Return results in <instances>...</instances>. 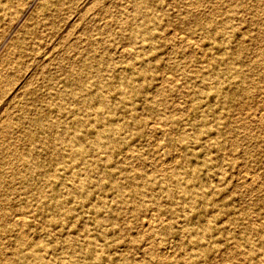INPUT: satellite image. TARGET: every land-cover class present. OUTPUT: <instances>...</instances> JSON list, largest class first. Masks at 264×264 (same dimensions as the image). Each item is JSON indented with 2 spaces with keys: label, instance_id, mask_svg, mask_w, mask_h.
Here are the masks:
<instances>
[{
  "label": "rangeland",
  "instance_id": "1",
  "mask_svg": "<svg viewBox=\"0 0 264 264\" xmlns=\"http://www.w3.org/2000/svg\"><path fill=\"white\" fill-rule=\"evenodd\" d=\"M142 1L0 0V264H264V0Z\"/></svg>",
  "mask_w": 264,
  "mask_h": 264
},
{
  "label": "bare ground",
  "instance_id": "2",
  "mask_svg": "<svg viewBox=\"0 0 264 264\" xmlns=\"http://www.w3.org/2000/svg\"><path fill=\"white\" fill-rule=\"evenodd\" d=\"M141 1H142V0H141ZM138 2H139V1H138ZM142 2H143V1H142ZM125 3H126V2H125ZM123 5H124V4H123ZM119 7H120V6H119ZM29 18H30V17H29ZM174 21H175V20H174ZM114 28H115V27H114ZM175 29H176V28H175ZM113 30H114V29H113ZM171 30H172V29H171ZM176 32H177V30H176ZM170 33H173V32H170ZM178 33H179V31H178ZM176 35H177V34H176ZM184 35H185V33H184ZM181 36H182V35H181ZM168 37H169V35H168ZM179 37H180V36H179ZM185 37H186V36H185ZM187 37H188V36H187ZM188 38L190 39L191 37L189 36ZM246 38H247V37H246ZM189 39H188V40H189ZM186 40H187V39H185V41H186ZM194 42H195V40H194ZM177 45H178V44H177ZM120 47H121V46H120ZM124 47H125V45H124ZM122 49H124V48H122ZM127 50H128V49H127ZM191 53H192V52H191ZM202 53H203V52H202ZM33 55H34V54H33ZM189 55H190V53H189ZM51 58H52V57H51ZM210 59H211V58H210ZM154 63H155V62H154ZM154 63H152V64H154ZM160 70H161V69H160ZM166 73H168V72H166ZM169 74H171V73H169ZM161 76H162V75H161ZM166 76H168V75L166 74ZM170 76H171V75H170ZM174 76H175V75H174ZM174 78H175V77H174ZM161 80H164V79H161ZM174 80H176V81H174V82H177V81H178L177 79H174ZM209 81H210V80H209ZM160 82H161V81H160ZM181 84H182V83H181ZM1 86H2V85H1ZM179 86H180V85H179ZM181 87H182V86H181ZM151 94H152V93H151ZM258 95H259V94H258ZM259 101H260V100H259ZM175 102H176V101H175ZM256 102H257V101H256ZM172 103H173V102H172ZM173 104H174V103H173ZM94 105H95V104H94ZM251 108H252V107H251ZM245 109H246V108H245ZM247 109H248V108H247ZM249 109H250V107H249ZM254 109H255V106H254ZM256 109H257V108H256ZM256 109H255V110H256ZM262 109H264V107H262ZM262 109H261V111H263ZM174 110H175V109H174ZM179 110H180V109H178V113L181 112V111L179 112ZM257 110H259V109H257ZM125 111H126V110H125ZM172 111H173V110H172ZM259 111H260V110H259ZM259 113H260V112H259ZM261 113H263V112H261ZM261 113H260V114H261ZM242 114H243V113H242ZM244 115H246V114H244ZM233 116H235V115H233ZM259 116H260V115H258V117H259ZM242 117H244V116L242 115ZM260 117H261V116H260ZM260 117H259V118H260ZM6 118H7V117H6ZM244 118H245V117H244ZM239 119H240V118H239ZM239 119H238V120H239ZM241 119H242V118H241ZM116 120H117V119H116ZM258 120H259V119H258ZM152 123H153V121H152ZM148 124H149V123H148ZM149 125H152V124H149ZM149 125H148V126H149ZM162 131H163V129H162ZM16 132H17V131H16ZM262 134H263V133H262ZM161 135H162V134H161ZM125 138H127V137H125ZM146 141H147V140H146ZM157 142H158V141H157ZM150 143H151V142H150ZM155 145L158 146V144H156V143H155ZM155 145H154V146H155ZM156 149H157V148H156ZM178 151H179V150H178ZM160 153H161V152H160ZM152 154H153V153H152ZM173 156H174V155H173ZM161 157H162V156H161ZM174 157H175V156H174ZM158 158H159V156H158ZM171 158H173V157H171ZM154 159H155V158H154ZM173 160H174V159H173ZM160 161L162 162V161H166V160H162V159H161ZM161 162H160V163H161ZM241 165H242V164H241ZM248 165H249V164H248ZM239 166H240V165H239ZM224 168H225V167H224ZM246 168H247V167H246ZM244 169H245V168H244ZM250 171H251V170H250ZM263 171H264V170H263ZM221 172H222V171H221ZM238 173H239V172H238ZM243 173H245V172H242V174H243ZM246 173H250V172H246ZM251 173H254V172H251ZM239 177H240V176H239ZM242 177H243V176H242ZM242 177H241V178H242ZM201 178H202V177H201ZM204 178H205V177H204ZM210 178H211V177H210ZM252 178H253V177H252ZM248 180H249V179H248ZM252 180H253V179H252ZM246 181H247V180H246ZM246 181H245V183H246ZM259 181H261V180H259ZM258 183H259V182H258ZM15 185H16V184H15ZM183 203H184V202H183ZM149 213H150V212H149ZM141 216H142V215H141ZM151 216H154V215H150V216H147V217L149 218V217H151ZM143 217H144V216H143ZM143 217H140V218H143ZM147 217H146V218H147ZM163 218H164V219H167L166 217H163ZM11 219H12L11 221H13L14 223H21V222L23 221L22 214L20 215V213L17 214V215H14L13 218H11ZM118 219H119V218H118ZM151 219H152V217H151ZM259 219H260V218H259ZM262 219H263V218H262ZM11 221H9V222H11ZM151 221H152V220H151ZM22 223H23V222H22ZM145 223H146V227H147V229H151V230H152V228H151L152 225H151L150 221H146ZM144 225H145V224H144ZM144 225H143V226H144ZM19 226H20V225H19ZM154 226H155V225H153V227H154ZM138 227H139V226H138ZM141 228H142V227H141ZM18 229H19V228H18ZM79 229H81V228H79ZM142 229H143V228H142ZM117 230H119V229H117ZM151 230H150V231H151ZM22 231H23V230H22ZM25 231H26V230H25ZM141 231H142V230H141ZM143 231H144V230H143ZM28 232H29V231H28ZM29 233H30V232H29ZM154 233H155V232H154ZM148 234H149V233H148ZM121 235H122V234H121ZM151 236H152V235H151ZM149 240H150V239H149ZM126 241H127V240H126ZM149 242H151V241H149ZM126 243H127V242H126ZM151 243H152V242H151ZM151 243H150V244H151ZM163 243H164V242H163ZM0 244H1V243H0ZM131 244H133V243H131ZM157 244H158V243H157ZM116 245H117V244H116ZM158 245H159V244H158ZM5 246H7V245H5ZM120 246H121V245H120ZM155 246H156V245H155ZM125 247H126V246H125ZM161 247H162V246H161ZM146 248H147V247H146ZM160 249H161V248H160ZM162 249H163V248H162ZM163 251H164V250H163ZM173 251H174V250H173ZM151 252H152V251H151ZM155 252H159V251H156V250H155ZM245 252H246V251H245ZM239 254H240V253H239ZM157 255H158V254H157ZM162 257H165V256L163 255ZM235 257H236V256H235ZM233 258H234V257H233ZM6 260H7V259H6ZM0 263H1V262H0ZM8 263H9V262H8ZM15 263H16V262H15Z\"/></svg>",
  "mask_w": 264,
  "mask_h": 264
}]
</instances>
